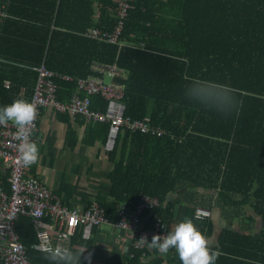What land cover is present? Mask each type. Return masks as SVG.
Segmentation results:
<instances>
[{"label": "trees", "instance_id": "obj_1", "mask_svg": "<svg viewBox=\"0 0 264 264\" xmlns=\"http://www.w3.org/2000/svg\"><path fill=\"white\" fill-rule=\"evenodd\" d=\"M116 1L0 0L9 15L0 21V107L17 97L30 100L32 67L44 64L60 75L54 78L55 98L65 104L91 61H115L127 73L124 116H148L164 134L120 128L106 153L109 199L97 202L108 223H115L118 204H134L145 194L159 201L141 214L148 227L158 218L165 221L175 203L186 202L192 207L184 218L205 236L211 223L194 219L193 208L201 202L199 189L214 190L221 210L239 217L250 208L262 221L255 235L221 230L215 264H264V0H132L119 47L77 35L93 27L111 29ZM216 85L234 90L236 107ZM104 106L100 96L91 98V110L102 112ZM106 129L97 123L90 131L104 139ZM4 187L8 192V182ZM15 230L30 264H50L44 252L31 248L37 239L28 217H19ZM62 246L91 253V264H99L93 240H83L81 228ZM163 262L131 247L123 257V264ZM168 264L182 261L171 258Z\"/></svg>", "mask_w": 264, "mask_h": 264}, {"label": "built area", "instance_id": "obj_2", "mask_svg": "<svg viewBox=\"0 0 264 264\" xmlns=\"http://www.w3.org/2000/svg\"><path fill=\"white\" fill-rule=\"evenodd\" d=\"M131 2L132 0H117V20L110 32L92 28L86 31L85 35L120 44L118 36L122 22L131 8ZM2 14L0 9V15ZM32 69L36 72V78L30 101L37 105L39 113L32 140L38 129L41 108L46 106H51L61 113H68L70 116H81L88 121L106 124V135L102 144V151L105 153L112 151L120 128H125L131 133H151L158 136L164 134L162 129L152 126L148 118L131 120L124 116L122 84L114 81L105 84L100 77L107 75L111 78H125V70L114 63L91 62V73L84 78L76 79V91L65 104L55 98L57 85L54 78L60 75L44 64ZM95 95L105 101L102 112L90 108L91 98ZM15 131L11 124L7 127L0 126V161L8 171L9 184L8 192L0 184V257L3 264H30L26 248L15 230V222L19 217L25 216L30 219L37 239L31 248L39 252H43L42 249L48 246H62L68 243L78 228H81V238L90 240L93 229L108 224V221L95 202L90 203L85 209L67 208L41 181L29 173V167L20 166L17 163L18 141L14 135ZM158 206L157 198L145 194L139 195L134 204L126 201L117 205V219L112 226L128 234L129 247L144 250L147 245L139 243L141 235H147L150 240L153 234L164 236L171 231L167 222L160 218L148 227L146 219L141 217L144 211ZM192 216L197 220H205L209 218L210 213L206 209L195 207ZM45 220L50 222L49 225L44 223ZM42 227L55 234L54 239L57 244L47 237L48 234L41 233Z\"/></svg>", "mask_w": 264, "mask_h": 264}, {"label": "crops", "instance_id": "obj_3", "mask_svg": "<svg viewBox=\"0 0 264 264\" xmlns=\"http://www.w3.org/2000/svg\"><path fill=\"white\" fill-rule=\"evenodd\" d=\"M0 9L3 12V14L0 15L1 21L9 15L5 11L3 5L0 6ZM79 15L80 14H75L74 16L77 17ZM112 28L109 30L98 29L110 32ZM85 32L79 31L77 32V35L90 38L85 35ZM119 43L120 44H117L118 47L121 45V42ZM93 61L114 63L118 66L115 61ZM89 71L90 74V66ZM61 77L64 79H71L69 76ZM100 77L103 82V77L108 78V81H106L105 84L114 81L120 82V84L124 86L123 80H125L126 75L122 80L115 77L111 78L107 75H100ZM144 118L150 120L148 116ZM97 123L99 122L88 121L81 116H70L68 113L58 112L51 106L41 108L38 129L33 140L39 146L40 159L36 164L30 166L28 171L41 181L44 186H46L52 194L56 195L61 200V203L69 209H85L92 202L97 203L99 200L109 199L111 182L108 174L111 164L108 160L107 154L102 151L104 139L102 137L99 139L94 138V132L90 131L91 127L95 126ZM154 127L160 128L158 126ZM7 182L8 171L0 161V184L4 190V184ZM198 195L201 202H199L200 205H197V207L206 209L210 213V216L207 219L211 223V230L205 235V237L209 241L211 251L218 248L219 233L223 229L253 235L260 232L262 221L252 209L247 208L246 216L240 215L238 217L232 215L226 208L221 210L214 204V190L199 189ZM175 197L176 195L172 194L169 200H174ZM189 207L192 206L186 202H178L174 204L171 215L165 219L170 230L183 220L185 210ZM44 223L49 225L50 222L45 220ZM149 225L151 227V224ZM240 228H244V231L240 230ZM41 233L44 235L48 234L47 237H50L52 242L57 244L54 239L55 234L49 231L46 227H42ZM91 239L93 240L95 262L99 264H123V257L127 255V251L130 248L128 246L130 239L128 234L119 231L112 226V224L108 223L103 224L100 228H96L95 231L93 230ZM146 251L149 259L155 257L164 258L163 264H168L171 258L179 259L175 250H171L167 254H161L157 250L151 249L147 246ZM0 264H3L1 257Z\"/></svg>", "mask_w": 264, "mask_h": 264}, {"label": "clouds", "instance_id": "obj_4", "mask_svg": "<svg viewBox=\"0 0 264 264\" xmlns=\"http://www.w3.org/2000/svg\"><path fill=\"white\" fill-rule=\"evenodd\" d=\"M216 86L231 98L232 108L236 107L238 102L232 95L234 90L227 85ZM38 115L37 105L23 97H17L10 104L0 107V126L7 127L11 124L16 129L17 163L22 167H30L40 159L39 146L31 138ZM139 243L146 244L161 254L175 249L182 264H215L219 256V252L210 250L208 239L187 217L177 223L167 235L153 234L150 240L147 235H141ZM42 251L44 259L50 264H82V259L91 264L92 260L91 253L83 255L85 251L74 252L64 246H48Z\"/></svg>", "mask_w": 264, "mask_h": 264}, {"label": "rangeland", "instance_id": "obj_5", "mask_svg": "<svg viewBox=\"0 0 264 264\" xmlns=\"http://www.w3.org/2000/svg\"><path fill=\"white\" fill-rule=\"evenodd\" d=\"M104 82L108 81L107 77H103Z\"/></svg>", "mask_w": 264, "mask_h": 264}]
</instances>
